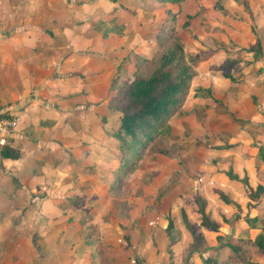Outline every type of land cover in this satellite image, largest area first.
<instances>
[{"label":"rangeland","instance_id":"374dc122","mask_svg":"<svg viewBox=\"0 0 264 264\" xmlns=\"http://www.w3.org/2000/svg\"><path fill=\"white\" fill-rule=\"evenodd\" d=\"M171 41L191 86L120 170V92ZM0 114V264H234L264 232V0H0Z\"/></svg>","mask_w":264,"mask_h":264},{"label":"trees","instance_id":"16d2710c","mask_svg":"<svg viewBox=\"0 0 264 264\" xmlns=\"http://www.w3.org/2000/svg\"><path fill=\"white\" fill-rule=\"evenodd\" d=\"M163 3H180L182 0H159ZM245 8L252 14L249 5L243 2ZM256 34V41L249 48L248 52L253 53L257 59L262 55V40ZM202 53H197L196 57ZM155 65L149 75H137L126 85L120 95V101L115 108L121 113L120 125L112 133L124 156L119 159L120 170L127 167V164L135 158V153L139 149L144 136H148L156 130L172 109L181 104L183 97L187 94L195 71L186 58L184 48L177 41H171L167 47L159 49L154 57ZM195 60V59H193ZM1 156L5 159H19L20 151L8 144L0 148ZM260 155L264 159V150L260 149ZM232 180H239V176L228 171ZM250 202L257 201L264 193V186L259 184L253 188L248 183V178L242 180ZM221 198L231 204L235 203L229 195L220 191ZM250 202L248 203L250 206ZM202 223L210 227L213 222L210 217L203 212ZM238 219H242L237 215ZM246 220L249 217H245ZM264 228V227H263ZM264 230V229H263ZM220 239L222 237H219ZM256 247L264 251V232L257 234L255 239H244L241 237H228L223 243L229 249V256L234 264H260L252 261L247 255L246 247ZM247 257V258H246ZM207 264H216L211 259H205Z\"/></svg>","mask_w":264,"mask_h":264},{"label":"built area","instance_id":"2783aa9c","mask_svg":"<svg viewBox=\"0 0 264 264\" xmlns=\"http://www.w3.org/2000/svg\"><path fill=\"white\" fill-rule=\"evenodd\" d=\"M18 119L16 116L8 119L6 115L0 114V134H12V129L15 128Z\"/></svg>","mask_w":264,"mask_h":264}]
</instances>
